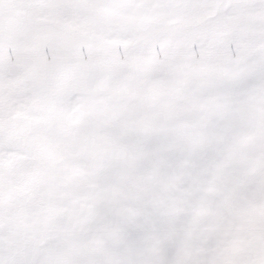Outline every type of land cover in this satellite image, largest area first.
Masks as SVG:
<instances>
[{
	"label": "snow or ice",
	"instance_id": "1",
	"mask_svg": "<svg viewBox=\"0 0 264 264\" xmlns=\"http://www.w3.org/2000/svg\"><path fill=\"white\" fill-rule=\"evenodd\" d=\"M0 264H264V0H0Z\"/></svg>",
	"mask_w": 264,
	"mask_h": 264
}]
</instances>
